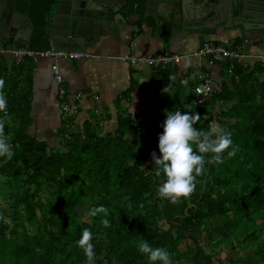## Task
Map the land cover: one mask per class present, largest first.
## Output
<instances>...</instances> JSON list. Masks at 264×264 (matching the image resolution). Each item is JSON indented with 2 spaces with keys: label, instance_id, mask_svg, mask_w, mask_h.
<instances>
[{
  "label": "trees",
  "instance_id": "trees-1",
  "mask_svg": "<svg viewBox=\"0 0 264 264\" xmlns=\"http://www.w3.org/2000/svg\"><path fill=\"white\" fill-rule=\"evenodd\" d=\"M29 11L35 32L27 48L48 49L47 8L40 2ZM1 58L7 114L0 115L14 156L7 163L0 158V264H88L77 244L85 228L93 235L96 264H151L139 252L141 239L166 249L172 264H264L260 66L238 62L230 74L229 65L222 64L230 78L222 73L220 84L214 80V92L202 107L192 104L196 83L184 96L169 99L171 111L199 113L197 129L207 131L216 122L231 132L237 149L232 158L225 153L222 164L205 166L189 200L172 204L157 192L164 177L155 175L151 158L154 151L159 157L155 125L138 129L131 117H119L117 132L99 135L92 121L76 129L71 115L62 117L60 144L50 147L30 134L33 58L11 67ZM173 70L161 71L163 77ZM100 205L108 209L107 217L82 218ZM105 218L108 227L101 223Z\"/></svg>",
  "mask_w": 264,
  "mask_h": 264
},
{
  "label": "crops",
  "instance_id": "crops-1",
  "mask_svg": "<svg viewBox=\"0 0 264 264\" xmlns=\"http://www.w3.org/2000/svg\"><path fill=\"white\" fill-rule=\"evenodd\" d=\"M131 6H128L124 12V19L120 17L121 13L115 19L108 17L104 36L98 43L92 42L82 51L93 55L92 58L63 59L58 62L67 92L70 95L82 93V98L75 104L72 113L78 130L83 129L85 123L92 121L98 131L106 126L108 131L105 135L112 134L118 131L119 117L128 116L132 118L134 124H145L144 126L147 127L146 125L151 123L150 107L159 108L164 105L167 108L169 99L177 98L182 89L190 91L191 86L196 83L198 73L206 72L213 76L215 83L220 84L223 79V68L209 67L205 59L193 56V53L205 43L236 48L239 51L242 47L243 51L240 52L243 58L239 62L251 68L260 66L264 71V31L261 32L260 37V31L243 32L235 28L225 30L208 27L202 32H195L192 29L189 31V29L185 30V27L182 29L179 24L180 16L176 14L177 7L172 2L169 5H150L148 1L134 0ZM150 6L158 13H163L162 18L168 23H162L161 16L153 15ZM237 41L239 45L236 46ZM225 42L229 45H225ZM19 47L26 46L20 43H15L13 46L14 49ZM165 50H174L190 58V63L184 57L178 66L170 67L174 69L170 75L176 76L173 82L168 79L170 75L163 77L161 71L164 70L158 71L145 65L132 66L119 59L130 53L149 56ZM1 61L7 67H11L16 58L5 55L2 56ZM32 64L33 124L30 134L41 141H46L50 147H58L61 140L57 133L63 113L51 70L53 61L37 58L33 59ZM262 78L264 79V72ZM190 79L191 81L185 86L180 82ZM170 85L168 93L162 92L164 87ZM3 93L7 101L6 92ZM159 123L163 122L158 121ZM157 129L158 133L161 132L159 128ZM103 133L101 131L102 135Z\"/></svg>",
  "mask_w": 264,
  "mask_h": 264
},
{
  "label": "clouds",
  "instance_id": "clouds-1",
  "mask_svg": "<svg viewBox=\"0 0 264 264\" xmlns=\"http://www.w3.org/2000/svg\"><path fill=\"white\" fill-rule=\"evenodd\" d=\"M185 59L190 63V58L186 57ZM168 79L173 82L176 80V76L170 75ZM180 82L184 85L188 83L187 80ZM3 88L4 80L0 79V112H4L6 115L7 101ZM170 88L171 85L164 87L162 92L168 93ZM165 116L166 119L161 125L163 131L158 136L160 155L158 157L154 151L151 153V158L156 167L155 175L164 177L157 189L159 198L162 201L167 200L172 204H178L182 200L191 198L196 189L197 177L204 175L206 165L222 164L225 153L228 158H232L237 149L233 146L231 132L222 128L220 124L213 122L207 131L197 129L195 125L200 120L199 113L192 111L182 113L180 110H176L175 112L165 111ZM4 128L5 123L0 120V158H5L4 163H7L13 158L14 151L12 144L5 136ZM229 149L232 150L229 151ZM141 169L144 170L142 167ZM98 214L107 217L109 211L105 206L100 205L91 208L87 213L90 217H95ZM101 223L104 227L109 226V221L106 218ZM92 239V232L85 228L77 242L78 247L83 249L88 264H95L96 260ZM138 249L140 253L148 257L151 264H156L157 261L160 264H172L171 256L166 249L153 248L144 239L140 240Z\"/></svg>",
  "mask_w": 264,
  "mask_h": 264
},
{
  "label": "water",
  "instance_id": "water-1",
  "mask_svg": "<svg viewBox=\"0 0 264 264\" xmlns=\"http://www.w3.org/2000/svg\"><path fill=\"white\" fill-rule=\"evenodd\" d=\"M118 0H54L48 5L49 41L56 50L82 52L92 42L98 43L107 31L106 22L110 9ZM152 1V0H145ZM180 4L184 13L187 9L202 16L206 11L214 14L217 24H223L226 29L234 25V16L241 20L243 14L253 13L257 19L246 31H264V0H162ZM27 0H0V48H13L15 43L29 46L34 27L28 15L21 11L28 6ZM255 8V10L253 9ZM196 10V11H194ZM120 17L124 19L123 15ZM206 18V17H205ZM205 18H198L203 21ZM229 23H232V25ZM195 30L202 32L204 24H196Z\"/></svg>",
  "mask_w": 264,
  "mask_h": 264
},
{
  "label": "built area",
  "instance_id": "built-area-1",
  "mask_svg": "<svg viewBox=\"0 0 264 264\" xmlns=\"http://www.w3.org/2000/svg\"><path fill=\"white\" fill-rule=\"evenodd\" d=\"M5 55L15 56L16 62L18 63L23 59V57H31L33 59H51L53 61L51 70L57 86V95L60 99V108L63 113V118L65 119L72 115L75 110V104L82 98V93L70 95L67 92L64 86L65 79L60 71L58 62L63 59L82 60L92 58L93 55L88 52H68L56 50L53 46L43 51L31 50L27 47H20L18 49L1 47L0 57ZM193 56L205 59L209 67L228 64L230 74L234 71L236 64L243 58L239 49L227 48L210 43H205L196 53H193ZM184 57L186 58V56H183L174 50H165L157 55L149 56H141L130 53L126 56L119 57V59L132 66L145 65L153 67L159 71L178 66ZM196 81V86L193 89L192 104L197 107H202L206 104L214 92V78L206 72H200L196 76Z\"/></svg>",
  "mask_w": 264,
  "mask_h": 264
},
{
  "label": "flooded vegetation",
  "instance_id": "flooded-vegetation-1",
  "mask_svg": "<svg viewBox=\"0 0 264 264\" xmlns=\"http://www.w3.org/2000/svg\"><path fill=\"white\" fill-rule=\"evenodd\" d=\"M29 1L28 2V6L27 7H22L21 11L23 13H25L26 15H28L29 19L31 18V15H30V9L33 7V6H39V3L42 2L44 4V7L47 8L48 5L54 1V0H27ZM134 0H119L117 1L115 4H114V8L113 9H110V16L109 17H112V19H115L118 14H122V15H125L124 12H126L127 10V7H132L131 6V2H133ZM140 1V0H139ZM145 1V0H144ZM150 5L152 4H164V5H169L171 2H165V1H162V0H152V1H148ZM149 6V5H148ZM177 7V11H176V14H178L180 17H179V24L181 25L182 29L185 27V30H188L191 31L194 30L195 32H198L199 29H196L194 28V26L196 24H204V26L206 27L204 30L208 29V27H210L209 29H212V28H220V29H225L226 28L224 27L223 24H217V19L216 17H214L215 15L214 14H211L210 15V12L206 11L205 14H202V16H198L199 13L197 12H192L190 10H188L187 8L189 7H186V11L183 13L182 10H181V6L180 4L178 3L177 1V4L175 5ZM151 13L153 15H156L157 17L158 16H161V22L164 24L165 23H168L164 18H162V16L164 15L163 13H158L153 7H151ZM48 9V8H47ZM255 10V8H253ZM196 11V10H194ZM173 13V12H172ZM174 14V13H173ZM49 15V13H48ZM206 17V18H205ZM235 17H239V16H234V25L232 28H235V29H241V31L243 32H250V31H246L243 29V26L239 27V25L237 26V24L239 23H243L244 26L248 27H252L253 24H252V21L257 19V16L253 13H250L248 14V16H245L244 14L240 17L241 20H237L235 19ZM160 18V17H159ZM198 18H205L203 21H197ZM32 19V18H31ZM30 19V21H31ZM49 20V19H48ZM32 22V21H31ZM232 25V23H229V25ZM33 25V23H32ZM179 25V27H180ZM34 27V25H33ZM216 30V29H215ZM35 31H33L34 33ZM33 36V35H32ZM48 38H50L49 36V32H48V35H47ZM47 38V39H48ZM31 40H32V37H31Z\"/></svg>",
  "mask_w": 264,
  "mask_h": 264
},
{
  "label": "rangeland",
  "instance_id": "rangeland-1",
  "mask_svg": "<svg viewBox=\"0 0 264 264\" xmlns=\"http://www.w3.org/2000/svg\"><path fill=\"white\" fill-rule=\"evenodd\" d=\"M225 45H229V43H224ZM240 51L242 52L243 51V49H242V47H240ZM184 60V59H183ZM221 66L222 65H219V66H217V67H220L221 68ZM222 69V68H221ZM223 75L226 77V79L227 78H230L229 76H228V73H227V69L226 68H223ZM188 81V83L191 81V79L190 80H187ZM185 86V85H184ZM185 94H187V92H186V90L185 89H182V92L180 93V95L181 96H184ZM171 96H173L172 94H171ZM152 105H154V104H152ZM196 107V106H195ZM194 108V106L193 105H191L190 106V109H193ZM121 109V108H120ZM150 111H151V119L149 120L151 123H149V124H153V125H155L157 128H159V130H161V132H159V134H161L162 133V131H163V129H162V127H161V125H162V123H159L158 124V121H161V122H163L165 119H166V116H165V111H170V112H175L176 110H174V111H171L169 108H166L164 105H162V106H160L159 108H156V107H150V109H149ZM3 119V116H1L0 115V120H2ZM140 125V124H139ZM139 125H136V128H140V126ZM142 125H145V124H142ZM150 127H153V126H150ZM101 131H103L104 133L103 134H105L108 130H107V128H106V126L105 127H102V128H100L99 129V131H98V134L99 135H102L101 134ZM156 131H158V129L156 130ZM158 154H159V152H158ZM160 155V154H159ZM87 213L88 212H84L83 214L85 215L84 217H82V218H84L85 220H87ZM244 246L245 245H242V248H241V250H240V252H241V255H243V251H244ZM247 246V245H246ZM218 250L217 251H219V250H222L221 248H217ZM207 252H210L209 250H207ZM238 255H239V253H238ZM221 257L222 258H224V257H226V252H223L222 254H221ZM244 258V257H243ZM96 264V263H95Z\"/></svg>",
  "mask_w": 264,
  "mask_h": 264
}]
</instances>
